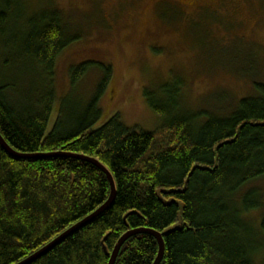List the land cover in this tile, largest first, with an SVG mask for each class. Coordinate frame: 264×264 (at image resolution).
<instances>
[{
  "label": "trees",
  "instance_id": "1",
  "mask_svg": "<svg viewBox=\"0 0 264 264\" xmlns=\"http://www.w3.org/2000/svg\"><path fill=\"white\" fill-rule=\"evenodd\" d=\"M67 30L56 11L28 17L21 0H0V136L20 154L97 159L116 187L109 210L32 264H108L125 233H161L177 224L179 211L184 227L164 238L160 264H256L254 240L264 237V216L256 228L244 217L261 202L255 191L239 193L264 178V82L225 113L186 108L181 84L163 83L154 93L144 90L159 120L155 131L130 129L118 115L94 128L112 70L90 62L71 68L69 90L78 97L59 99L56 59L74 41ZM94 70L102 74L95 90L81 93ZM109 194L106 177L91 164L18 160L0 148V264L37 252ZM157 251L151 236L136 235L115 264H153Z\"/></svg>",
  "mask_w": 264,
  "mask_h": 264
},
{
  "label": "rangeland",
  "instance_id": "2",
  "mask_svg": "<svg viewBox=\"0 0 264 264\" xmlns=\"http://www.w3.org/2000/svg\"><path fill=\"white\" fill-rule=\"evenodd\" d=\"M21 4L28 17L41 10L58 12L68 37L74 39L56 59L54 86L59 99L70 95L74 102L78 97L69 90L71 68L86 62L111 67L99 102L102 117L94 128L118 115L130 129L155 131L159 120L147 106L144 90L154 93L163 83L181 84L186 108L225 113L250 95L253 85L264 82V0H21ZM101 76L100 70L92 71L80 83V92L91 94ZM53 119L54 114L48 129ZM244 191H255L261 202L244 217L256 228L264 216V178L245 186L239 196ZM254 241V260L261 264L264 237L256 234Z\"/></svg>",
  "mask_w": 264,
  "mask_h": 264
},
{
  "label": "water",
  "instance_id": "3",
  "mask_svg": "<svg viewBox=\"0 0 264 264\" xmlns=\"http://www.w3.org/2000/svg\"><path fill=\"white\" fill-rule=\"evenodd\" d=\"M0 148L11 158L18 159V160H43V159H54V158H60V157H67L75 160H79L82 162H86L88 164H91L94 166L97 170H99L107 179L109 188H110V195L107 199V201L94 213H92L90 216L87 218L83 219L82 221L78 222L77 224L73 225L69 229H67L64 233L53 239L49 244H47L45 247L41 248L37 252L31 254L27 258L23 259L17 264H32L44 255H46L48 252H50L53 248L61 244L63 241H65L68 237L73 235L75 232L83 228L84 226L88 225L91 223L93 220H95L97 217L102 215L104 212L109 210V208L112 206L115 197H116V187L115 183L113 180V177L111 173L102 165L98 162L97 159L94 158H88L82 155H67L63 153H49V154H33V155H27V154H20L15 151H13L3 140V138L0 136ZM177 224L174 225L172 228H169L161 233L155 232L153 230H146V229H139V230H134V231H129L126 234H124L117 242L115 245L109 262L108 264H115L116 258L118 256V253L123 246V244L131 237L136 236V235H149L151 236L157 243L158 246V251H157V256L153 262V264H160L163 260L164 256V251H165V242L164 238L169 236L170 234L177 232L178 230L183 229L184 227V222L182 218L181 211L178 213L177 217ZM108 254V253H107Z\"/></svg>",
  "mask_w": 264,
  "mask_h": 264
},
{
  "label": "bare ground",
  "instance_id": "4",
  "mask_svg": "<svg viewBox=\"0 0 264 264\" xmlns=\"http://www.w3.org/2000/svg\"><path fill=\"white\" fill-rule=\"evenodd\" d=\"M109 195H110V194H109ZM128 232H129V231H128ZM125 234H126V233H125ZM48 244H49V243H48ZM116 244H117V243H116ZM45 246H46V245H45ZM45 246H44V247H45ZM42 248H43V247H42ZM106 254H107V253H106ZM110 256H111V255H110ZM109 259H110V257H109Z\"/></svg>",
  "mask_w": 264,
  "mask_h": 264
}]
</instances>
